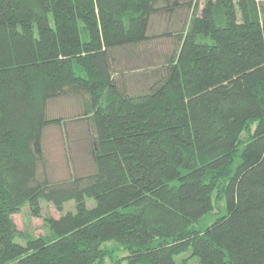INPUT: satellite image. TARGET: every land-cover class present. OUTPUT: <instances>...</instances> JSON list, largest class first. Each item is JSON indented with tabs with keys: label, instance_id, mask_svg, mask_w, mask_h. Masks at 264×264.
Returning <instances> with one entry per match:
<instances>
[{
	"label": "trees",
	"instance_id": "1",
	"mask_svg": "<svg viewBox=\"0 0 264 264\" xmlns=\"http://www.w3.org/2000/svg\"><path fill=\"white\" fill-rule=\"evenodd\" d=\"M185 7L164 72L131 93L114 52ZM71 95L92 110V173L52 182L47 106ZM215 193L225 211L199 229ZM43 202L60 217L42 236L19 233L13 216L28 204L41 217ZM111 241L128 264H177L190 249L196 264H264L258 0H0V264H100Z\"/></svg>",
	"mask_w": 264,
	"mask_h": 264
},
{
	"label": "rangeland",
	"instance_id": "2",
	"mask_svg": "<svg viewBox=\"0 0 264 264\" xmlns=\"http://www.w3.org/2000/svg\"><path fill=\"white\" fill-rule=\"evenodd\" d=\"M188 2L189 0H179ZM264 7V0H258ZM199 9L204 6L205 0H193ZM192 11L188 7L180 10H171L155 15L149 25V39L138 45L120 48L114 53L116 64L114 69L119 78L125 77L127 87L131 93H141L149 88L162 74L167 60L178 49L179 42L176 33L182 29L186 17L189 18ZM166 34L164 38H159ZM168 35V36H167ZM47 116L50 125L47 126L43 136V155L46 170L50 181H66L75 176H88L92 172L93 152L91 146L92 110L87 104L86 97L76 95L59 97L51 100L47 106ZM67 121V123H66ZM243 140L248 134H243ZM88 205L94 203L88 200ZM75 204L68 203L65 213L74 211ZM225 211V203L222 198L214 196V210L208 214L197 228L204 229L214 222ZM30 206L25 205L21 211L13 216L19 233H30L42 236L48 227L46 217L59 218L61 213L50 203L41 204V217L32 214ZM104 261L100 264H128V251L126 247L115 241L104 242L100 246ZM177 264H196L192 256V249L178 256Z\"/></svg>",
	"mask_w": 264,
	"mask_h": 264
}]
</instances>
